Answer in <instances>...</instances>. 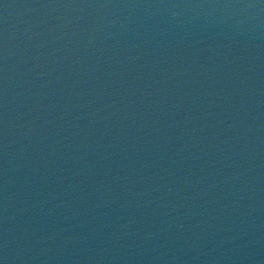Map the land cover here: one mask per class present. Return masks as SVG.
Wrapping results in <instances>:
<instances>
[{
  "label": "water",
  "instance_id": "water-1",
  "mask_svg": "<svg viewBox=\"0 0 264 264\" xmlns=\"http://www.w3.org/2000/svg\"><path fill=\"white\" fill-rule=\"evenodd\" d=\"M0 264H264V0H0Z\"/></svg>",
  "mask_w": 264,
  "mask_h": 264
}]
</instances>
